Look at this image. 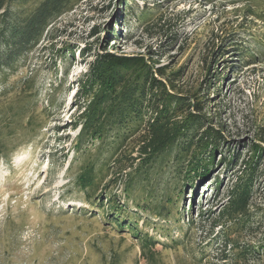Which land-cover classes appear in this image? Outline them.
<instances>
[{"label":"rangeland","instance_id":"obj_1","mask_svg":"<svg viewBox=\"0 0 264 264\" xmlns=\"http://www.w3.org/2000/svg\"><path fill=\"white\" fill-rule=\"evenodd\" d=\"M121 2L82 0L54 22L13 72L0 70V91L6 90L8 98L1 102L11 104L27 78L38 92L35 128L20 137L24 145L9 160L0 158V264H264V160L253 186L252 219L243 225L214 223L228 204L229 186L251 143L264 146V22L249 14L260 9L234 0H127V8ZM18 7L13 3L10 10ZM111 29L116 37L108 39ZM90 44L93 52L82 56ZM225 46L218 66L209 69ZM102 48L117 55L142 54L168 71H183L177 82L183 92L209 90L206 114L229 141L216 153L210 175H192V185L173 167L174 146L169 162L158 163L149 182L132 193L133 202L124 205V216L138 221L140 236L147 233L157 242L152 260L141 256L138 237L111 220L110 209L104 212L94 203L102 194L110 196L111 189L126 202L122 188L126 175L134 173L136 164L129 162L138 157L141 133L116 153L113 137L100 155L95 145L89 147L94 160L111 163L95 199L87 201L73 185L82 161L74 150L80 127L72 122L79 112L78 81ZM219 73L227 75L223 86L213 78ZM233 152L240 161L231 170L221 153ZM159 210L169 214L158 217ZM237 244L252 250L246 263L235 260Z\"/></svg>","mask_w":264,"mask_h":264},{"label":"trees","instance_id":"obj_2","mask_svg":"<svg viewBox=\"0 0 264 264\" xmlns=\"http://www.w3.org/2000/svg\"><path fill=\"white\" fill-rule=\"evenodd\" d=\"M81 1L0 0L2 43L0 70L13 72L16 62L40 43L54 22L61 16L74 11ZM121 1L127 8V0ZM234 1V3H247L251 8L260 9L258 12L250 10L249 14L264 22V10L261 9L264 7V0ZM13 3L19 4V11L10 10V5ZM107 36L108 39L116 37L114 29H111ZM225 51H228L226 46L219 52L214 65V61L211 60L209 69L212 66H218L219 59L225 55ZM91 52H93L91 44L85 45L81 50L82 56ZM245 54L242 53L239 56L242 58ZM158 64L159 62L155 59H146L142 54L117 55L109 53L104 48L97 51L94 54V60L90 63V69L79 78L76 98L79 112L72 120L74 128L80 127L74 150L82 158L73 185L77 190L85 193L87 201H91L99 193L111 169L110 160H104V158L101 161L94 160L89 147L95 145V150L100 155L107 141L113 137V142L117 143L116 153L130 136L136 133L142 134L137 159H131L129 156L131 159L129 164L133 167L136 164V167H134V173L126 175L128 179L125 180L122 188L126 202H123L111 189L110 196L102 194L94 203H98L104 212L110 209L107 213L113 214V217L108 215L112 218L111 220L138 237L141 256L148 260H152L155 255L157 242L147 233L142 234L141 237L138 221L124 216L127 212L124 205H127L130 199L132 202L134 200L132 193L147 181L149 182L150 171L158 163L163 165L169 162L168 156L174 146L178 148V152L174 157L173 167L175 166V171L180 176L183 174L186 175L185 178H190L192 180L190 185H192L193 178L196 176L206 179L210 175V167L214 165L216 153L229 142L220 130L212 126L215 118L212 116L210 118L206 114L209 90L206 92L203 88V91L198 90L195 93L178 90L177 82L182 78L183 71H168L166 66H158ZM214 75V80H221V86H223L227 75L224 77L220 73ZM212 84L215 86L216 83L210 82V85ZM219 91L218 89L217 94ZM5 92L6 90L0 91V158L9 160L17 149L24 145L20 137L26 136L25 133L29 128H35L34 117L38 92L35 81L31 78H27L21 87L17 88L11 104L1 102L2 98H7ZM25 120L26 127L23 124ZM114 130L116 132L113 134ZM18 139L21 142L15 143ZM250 149L248 158L243 160L242 169L236 172L238 173L236 179L229 186L228 204L221 211L218 220L214 222L215 226L219 223L243 225L252 219L251 197L256 176L261 173L259 164L264 160L262 158L264 146L261 142H252ZM221 158L224 164L230 165L231 170H234L240 161L235 152L227 157L225 155L222 157L221 153ZM126 167L127 165L122 168ZM122 170L124 169H120L119 173ZM192 175L195 177L192 178ZM111 183L109 182V185ZM220 183L221 180L217 178L216 185ZM135 204L139 208L142 207L140 203ZM166 212L159 210L157 215L166 217L169 214ZM228 242H225V245ZM248 248L237 244V249L240 251L235 255V260L244 263L249 261L248 257L252 255V250ZM224 255L223 260L227 261L228 256Z\"/></svg>","mask_w":264,"mask_h":264}]
</instances>
